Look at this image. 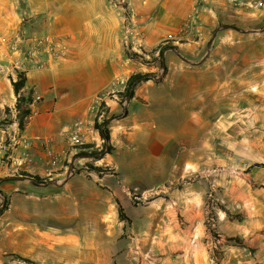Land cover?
I'll return each instance as SVG.
<instances>
[{"label":"crops","instance_id":"1","mask_svg":"<svg viewBox=\"0 0 264 264\" xmlns=\"http://www.w3.org/2000/svg\"><path fill=\"white\" fill-rule=\"evenodd\" d=\"M143 1L135 0L129 15L136 24L144 23L148 45L156 49L172 40L174 47L163 52V80L138 85L130 101L121 103L116 92L105 91L112 79L128 70L121 40L125 15L120 10L73 4L59 8L50 0H43L41 8H16L15 0H0V40L39 31L64 38L67 46L66 59L24 74L22 93L31 97L24 127L19 124L14 78L0 72V188L13 194L10 208L14 201L54 205L43 210L42 225L30 223L28 208L2 215L9 223L0 229V260L7 253H19L44 264L95 261V251L83 250L72 232L50 221L58 220L51 217L64 201L61 191L83 181L76 169L69 176L65 162L79 169L82 160L67 132L76 121H84V144L101 148L105 140L96 122L107 118L112 144L128 128H134L126 132L131 137L153 126L157 137L166 130L168 140L178 139V126L179 141H198L204 162L215 167L217 200L230 212L215 210L218 230L225 239L239 237L244 242L243 247L226 244L221 264H264V6H255L253 0ZM36 94L41 99L33 102ZM145 95H150L151 111L143 118L135 109ZM101 103L106 112H99ZM130 163L136 172L134 161ZM25 174L52 183H35ZM53 185L58 196L14 195ZM204 194L188 198L199 203L190 213L192 223L201 221L197 212L201 214ZM198 256L201 264H210L207 244L189 251L188 261L194 263Z\"/></svg>","mask_w":264,"mask_h":264},{"label":"rangeland","instance_id":"2","mask_svg":"<svg viewBox=\"0 0 264 264\" xmlns=\"http://www.w3.org/2000/svg\"><path fill=\"white\" fill-rule=\"evenodd\" d=\"M50 1L60 4L59 8H67L70 4L77 8H116L123 17L125 15L124 26L133 29L129 46L123 41V29L121 37L126 50L128 70L126 74L112 79L105 90L116 92L121 103L130 101L126 91L131 76L139 73L148 75V79L139 82L133 90L140 84L154 86L163 80L167 71L163 52L166 48L174 47L173 41H164L156 49L148 45L144 29L141 28L144 23L136 24L129 15V8H134L135 0ZM42 3L43 0H15L16 8H41ZM143 3L151 4L150 0ZM119 90L123 93H118ZM145 96L147 97L139 98V109H135L136 114L143 118L149 116L151 111L150 95ZM101 111H107L104 103L99 105V112ZM103 121L107 122L110 133L109 119L102 118L101 122ZM155 129L156 126L152 129L143 128L141 136L128 137L129 133L126 132L134 130L128 128L121 138L116 137L113 144L105 142L101 148H89L83 143L76 146L80 148L77 155L82 158L79 169L74 163L72 169L71 162H65L69 176L76 169V173H81L83 181L73 188L61 191L64 201L57 206L59 211L56 217H51L58 220L50 223H59L64 232H72L83 250L95 251V261L89 260L80 264H201L199 256L194 263H190L187 257L189 251H198L201 243L208 246L210 264H214L213 255L218 258L217 264H221L225 245H238L235 241L224 238L222 243L213 246L219 234L222 235L218 230L215 214V210L221 205L217 200V190L213 186L215 167L204 162L199 142L189 144L187 141H179L181 135L178 133L182 131V127L176 126L178 139L173 140H168L166 130L157 137L154 134ZM130 161H134L136 172L131 168ZM41 183L49 185L52 181L46 178ZM50 188H41L35 193L19 190L14 195L20 198L59 195L58 192H53L54 185ZM5 192L0 188V197L3 200L0 203V229L9 223L6 215L2 217L4 213L19 214L24 208H28L30 216L27 219L30 223L42 225L45 221L40 216L46 214L43 210L54 208V205L39 201H14L15 204L10 208L13 194ZM201 192L205 193L202 197L201 214L197 212V218L201 217V221L192 223L190 213L198 209L199 203L189 201L188 198L198 197ZM3 195H6L7 200L5 210H2L6 201ZM85 197L89 199L86 201ZM68 198L72 200L67 201ZM120 208L123 209L124 216L120 215ZM0 264L44 263L32 257H23L19 253H7L0 260Z\"/></svg>","mask_w":264,"mask_h":264},{"label":"built area","instance_id":"3","mask_svg":"<svg viewBox=\"0 0 264 264\" xmlns=\"http://www.w3.org/2000/svg\"><path fill=\"white\" fill-rule=\"evenodd\" d=\"M253 3L255 6H264V0H253ZM132 33L133 29L130 26H123V41L127 46L132 41ZM66 57L67 46L64 38L51 33H22L13 40H0V72L12 75L15 82L18 81L20 74L24 75L35 68L44 70L51 61H62ZM40 99L41 96L36 94L33 102ZM84 130V121L78 120L74 123V126L67 132L71 146H79L84 143ZM223 241V236L219 234L213 242V246L216 247ZM217 260V256L213 255L214 264H217Z\"/></svg>","mask_w":264,"mask_h":264},{"label":"trees","instance_id":"4","mask_svg":"<svg viewBox=\"0 0 264 264\" xmlns=\"http://www.w3.org/2000/svg\"><path fill=\"white\" fill-rule=\"evenodd\" d=\"M162 54V51H161ZM148 79V75L147 74H135L133 76H131L129 78L128 81V86H127V91L126 94L127 96H129L130 94L132 95V97L134 96V90H132V88L137 85L139 82L143 81V80H147ZM14 89L17 95V109L20 113V117H19V124L20 127H24L25 124V119L26 117L29 116V114L31 113V109L28 105V103L31 102V97H25L22 93V89L25 85V76L23 74L19 75V79L18 81L14 82ZM96 127L100 130L101 135L103 137V139L105 140V142H110V133L107 130V122L103 121V122H96ZM27 177L31 178L34 180L35 183H41L45 181V178H41L39 176H34L31 174H25ZM7 208V200L4 202V206L2 208V210H5ZM221 208L228 214L230 215L229 210H227L224 206H221ZM120 215L124 216V211L122 208H120ZM229 241H235L238 245L240 246H244V242L241 238L239 237H229L227 238Z\"/></svg>","mask_w":264,"mask_h":264},{"label":"water","instance_id":"5","mask_svg":"<svg viewBox=\"0 0 264 264\" xmlns=\"http://www.w3.org/2000/svg\"><path fill=\"white\" fill-rule=\"evenodd\" d=\"M131 91H133V89L131 90ZM132 98V95L130 94L129 95V99H131ZM74 166L72 165V168H73Z\"/></svg>","mask_w":264,"mask_h":264}]
</instances>
